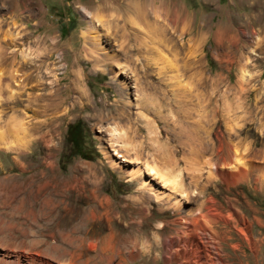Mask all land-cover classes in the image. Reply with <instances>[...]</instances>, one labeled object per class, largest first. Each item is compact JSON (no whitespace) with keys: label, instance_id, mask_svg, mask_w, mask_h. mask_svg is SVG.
Segmentation results:
<instances>
[{"label":"rangeland","instance_id":"obj_1","mask_svg":"<svg viewBox=\"0 0 264 264\" xmlns=\"http://www.w3.org/2000/svg\"><path fill=\"white\" fill-rule=\"evenodd\" d=\"M130 1L0 0V264H93L89 246L105 238L123 251L137 236L172 235L166 223L179 213L158 205L170 191L146 165L187 185L197 176L222 216L236 212L248 226V239L239 221L227 226L221 259L264 264V0H164L187 14L185 40L203 34L198 56L161 32L140 35L138 69L120 52L119 34L132 28L118 10ZM76 72L88 103L54 123L46 143L52 74L71 98ZM120 104L126 118L106 120ZM32 123L44 125L30 135ZM75 123L82 155L66 139ZM222 159L230 168L209 169ZM156 258L125 264H164L162 248Z\"/></svg>","mask_w":264,"mask_h":264},{"label":"bare ground","instance_id":"obj_2","mask_svg":"<svg viewBox=\"0 0 264 264\" xmlns=\"http://www.w3.org/2000/svg\"><path fill=\"white\" fill-rule=\"evenodd\" d=\"M166 3L167 2L164 0H131L124 6V9L118 10L122 15H128L127 18H124V20L125 22H128L132 28V33L130 34L125 32H121L119 34V37H121L123 40L120 45L122 50L120 52H123L121 54H123L125 58L129 59V63L135 68L138 67L136 64L137 59L134 60L133 56L140 53V48L132 45V43L137 44L138 39L142 37L140 35L148 38L150 37L151 39L155 38L158 33L161 32L163 38H166L165 40L167 43L172 44L174 50L179 48L181 50H186L188 54L192 56H198L199 46L202 43L204 37L203 34L197 32L198 34H196V37L185 40V36L188 32H190L188 27L189 18L187 14L185 15L183 11L171 7ZM171 30H173V34L171 33ZM218 32L214 36L215 38L218 37ZM167 34H171V36L167 37ZM174 34H179L180 39L176 41V36ZM125 41L128 43L126 44ZM179 41H181V43H179ZM142 44H145V42ZM196 62L200 63V59H197ZM124 67L119 69L123 70L126 68ZM115 75L117 74L114 73V78ZM73 76L74 79L71 81V91L77 96H72L70 98V95H68V92L70 91L69 87L65 88L66 94L64 93V95H62L60 89V80H58L56 74H52L54 79L53 82H55L56 88H54L53 92L44 97V101L46 102L44 105V111L45 113L51 112L52 117L48 119V130L46 132L44 131L42 134H39L40 138L42 137V139L50 136V138L45 140L46 143L52 140L50 132L56 128L54 123L65 116V114L73 110L76 105L81 104L85 106L88 103L89 97L83 89L79 75L76 72L73 74ZM215 93L218 95L220 94V91ZM69 99L71 100V102H69L70 109H67V101ZM31 103H35V99H32ZM125 111V107L120 104L119 108L117 106L115 113H109L105 115L106 120L126 118L125 116L127 114H125ZM42 125L44 124L32 123V128H29L30 130H28L30 131L29 133H31L30 135H33L32 133L35 132L38 133ZM231 129L234 128L232 127ZM151 132L156 134V128H151ZM232 136L233 135H230L229 137ZM11 150L13 151V148ZM218 162L208 163L209 165L211 164V168L209 169H212L214 173H221L219 170L224 169L223 171H225L226 168L229 167L224 159ZM233 168L238 171V173L243 171V168H241L239 164H235ZM145 169L149 173L147 174L149 177H157L160 179L163 185H166L165 188H168V191H170L168 193H162L164 198L160 200L161 204L158 205L160 207H164L165 210L171 209L179 213L178 218L166 223L167 225L174 226V233L170 236L164 237V239H162L158 234H152L147 238L137 236L134 240H126L127 248H124L123 251L120 247H116L115 245L113 248V245L111 244L112 239L110 240V237L105 238L99 245H97V247L92 246V244L89 246L91 250H98V254L94 258L93 264L109 263L113 260H117L121 264H125L127 262H133L139 258V256L141 258L153 257V262H156V256L160 248H162L163 251L164 264H207V261H209V264H227L228 262L225 258L221 259L223 248L222 244L224 242H230L233 240L232 236L230 235L232 233L227 226L232 224L230 228L236 230L235 222L239 221L244 228L238 229V232L248 239V226L246 225L245 220L236 212H229L230 214L227 216H222L215 204V200H213V198H206L205 191L207 188L203 185H199L197 176L190 174V184L187 185L180 177L179 173L171 176L162 172L163 169L157 170L156 168L149 167L147 165ZM225 174L227 173L225 172ZM139 175L140 173L138 172L136 177H139ZM228 175L229 177L231 176L230 174ZM221 176L223 175L221 174ZM144 182V180L140 182V189H145L146 185ZM158 197L155 196V199L158 200ZM132 201L134 202V200ZM99 203H102L101 200ZM185 206L186 208H184ZM142 207H144V205ZM92 215L93 211L91 212V216ZM92 217H94V219L96 218V216ZM162 226H164L162 223L158 225L159 228ZM217 229H225L226 231H223L222 234H218L216 232ZM207 244L212 246L211 248L209 247L210 251L206 247ZM229 248L236 250V245H230ZM107 252H110L111 254L108 255Z\"/></svg>","mask_w":264,"mask_h":264},{"label":"trees","instance_id":"obj_3","mask_svg":"<svg viewBox=\"0 0 264 264\" xmlns=\"http://www.w3.org/2000/svg\"><path fill=\"white\" fill-rule=\"evenodd\" d=\"M80 136H81V132H80V128H79L78 123H75V124L67 127L66 139L71 144V146L74 149V152L77 155H82L81 151L77 149V143H76V139H79Z\"/></svg>","mask_w":264,"mask_h":264}]
</instances>
